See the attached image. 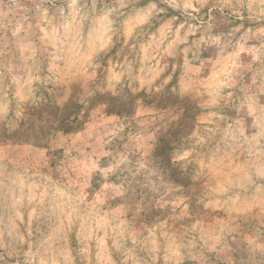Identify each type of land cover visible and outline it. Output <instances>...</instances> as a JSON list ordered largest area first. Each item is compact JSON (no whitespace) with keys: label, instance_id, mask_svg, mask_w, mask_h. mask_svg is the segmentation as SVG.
<instances>
[{"label":"clouds","instance_id":"obj_1","mask_svg":"<svg viewBox=\"0 0 264 264\" xmlns=\"http://www.w3.org/2000/svg\"><path fill=\"white\" fill-rule=\"evenodd\" d=\"M0 264H264V0H0Z\"/></svg>","mask_w":264,"mask_h":264}]
</instances>
